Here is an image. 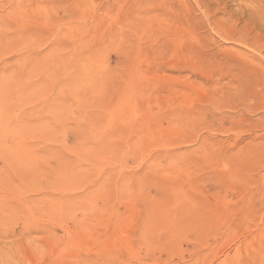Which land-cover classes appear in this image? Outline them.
I'll list each match as a JSON object with an SVG mask.
<instances>
[{"label":"rangeland","instance_id":"obj_1","mask_svg":"<svg viewBox=\"0 0 264 264\" xmlns=\"http://www.w3.org/2000/svg\"><path fill=\"white\" fill-rule=\"evenodd\" d=\"M0 97V264H264V0H0Z\"/></svg>","mask_w":264,"mask_h":264},{"label":"bare ground","instance_id":"obj_2","mask_svg":"<svg viewBox=\"0 0 264 264\" xmlns=\"http://www.w3.org/2000/svg\"><path fill=\"white\" fill-rule=\"evenodd\" d=\"M2 111L3 110L0 109V225L3 224L2 222H4L7 217L11 215L12 218L14 215L17 216L18 211L24 212L29 216L34 201V197L31 192L33 187L32 178H34V152L31 145L32 128L30 131V125H28L26 126V129H23V133L26 134L27 138H25L24 140L26 141H24L22 139L23 136L20 133L22 131H20L17 127L18 121L15 115L9 116L10 119L6 125L3 121L5 120V117L2 118ZM17 180L21 181V185L23 187L27 186L28 188H31L30 192L26 193L24 204L20 198L16 197V199L12 193L8 192V188L10 186L17 187ZM20 203L23 204V207ZM11 262L13 261L11 260ZM214 264L249 263L236 257H230L229 260L225 257L216 261Z\"/></svg>","mask_w":264,"mask_h":264}]
</instances>
